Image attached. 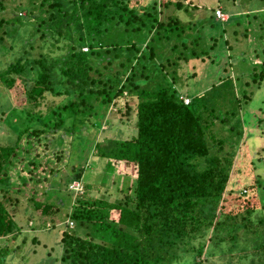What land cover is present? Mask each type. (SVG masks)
<instances>
[{"label":"trees","instance_id":"16d2710c","mask_svg":"<svg viewBox=\"0 0 264 264\" xmlns=\"http://www.w3.org/2000/svg\"><path fill=\"white\" fill-rule=\"evenodd\" d=\"M35 3H19L14 6L19 12L16 19L0 20V32L4 30L0 57L11 50L4 45V38L14 44V29L21 26H32V33L61 43L67 50L60 56L41 53L39 59L28 58L27 52L19 57L13 52L15 57L0 71V89L11 90L21 80L28 105L39 107L49 95L60 101L40 113L26 104L20 109H2L7 115L1 120L18 139L14 145L0 146V239L21 234L23 227L14 213L20 199L14 193L25 196L34 182L29 196L33 194L35 208L44 215L58 213L59 220L74 223V228L69 224L62 235V264H203L201 257L211 256L210 244L220 247L227 237L236 242L239 229H247L251 215L260 207L258 186L238 177L235 166L238 161L247 162V151L253 150L247 142L255 132L245 130L250 124L246 110L264 84V56L244 62L247 59L231 53L227 39L226 52L218 57L210 55L218 46L215 39L210 49L199 44V37L189 46L177 21L163 23L149 1L42 0L37 14ZM5 7V0H0V10ZM33 17L37 26L30 22ZM215 21L229 23L232 17ZM171 42L174 44L169 47ZM173 53H180V72L192 59L203 64L209 60L214 83L201 79L202 94L200 90L186 93L178 70L166 79L163 69L167 64L162 62ZM248 62L252 67L247 75L241 71V76H246L236 87L232 71L241 70L238 66ZM196 77L194 73L190 78ZM129 98L138 100L135 136L93 139V155L99 164L94 174L102 173V180L95 177L94 183H109L129 195L115 202L94 199L93 186L84 181V168L78 166L68 177L66 191L59 186L39 190L38 184L46 179L50 182L54 173L62 172L55 163V152L66 143L71 145L72 138L75 141L76 136L84 135L86 125L94 133L104 131L111 107ZM183 98L190 103L186 105ZM241 111L246 115L242 117ZM16 119H26L28 125L18 130ZM219 123L223 127L215 129ZM22 141L40 155V163L27 153L24 167L31 175L16 171L21 187L13 182L10 172L22 163ZM76 154L79 151L72 154L75 162ZM120 165L133 168L134 174L121 171ZM41 167L44 177L37 172ZM74 183L82 190L70 189ZM39 196L43 201H38ZM249 231L247 234L256 235L251 246L259 253L251 264H264V232L254 233L253 227ZM236 247L233 244L229 252Z\"/></svg>","mask_w":264,"mask_h":264},{"label":"rangeland","instance_id":"374dc122","mask_svg":"<svg viewBox=\"0 0 264 264\" xmlns=\"http://www.w3.org/2000/svg\"><path fill=\"white\" fill-rule=\"evenodd\" d=\"M30 0H5L6 9L0 10V20H14L16 15L19 13L14 10L15 5L19 3L28 4ZM150 5L155 6L158 10L160 16L159 20L163 23L168 24L171 21H177L178 26L180 27V34L182 39H188V45L191 46L192 42L199 37V44L206 48H211L214 43L211 41L215 39V42L218 41V46L214 49L210 55L218 57V55H223L225 51V40L229 41V46L232 48L231 53L235 54L236 57L242 58V60L247 59L244 62H247L248 59L257 60L258 57L264 56V0H148ZM144 1L143 3H147ZM34 9L35 13H38V6L42 0H35ZM137 3V0H133V4ZM218 4V7H217ZM33 5V4H32ZM141 4L136 6L141 8ZM216 7V8H215ZM221 9L226 16L230 15L232 17V22L222 23L215 21L218 20L214 16L215 11L213 9ZM25 14V12H23ZM212 19V20H211ZM214 21V22H213ZM31 23H35L37 26L36 20L34 17L30 19ZM212 24V25H210ZM120 27L125 28V25ZM31 30V31H30ZM33 27H19L14 29V33L17 36L16 41L13 42L9 37L4 38V45L10 48V52L0 57V71L6 68V62L12 60L15 56H11L13 52L19 57L27 52V57H32L39 59L41 53L50 54L53 56H60L64 54L67 50L65 45L61 43L54 42L52 39H42L40 34L32 33ZM4 30L0 32V36L4 37ZM24 32V34H22ZM147 33V30H145ZM35 35L34 38L31 36ZM153 34H151L144 46L148 44V41L151 39ZM49 38V37H48ZM181 40V39H180ZM179 40V41H180ZM161 42L166 44L167 41L162 39ZM173 42L169 47L173 46ZM87 48H85L86 50ZM170 50V49H169ZM167 50V53H169ZM180 53H173L167 61H163L162 65L167 64V68L163 69V74H167L166 79H171L172 74L177 70L180 73L178 78H181L183 83V90L186 93H195L198 90L201 92L200 82L201 79H209L211 85L214 83V73H210V65L208 63L199 62L198 59H192L190 62L184 66V70L180 72L177 62L179 61L178 56ZM12 57V58H11ZM261 59V58H260ZM158 60V59H157ZM159 63V62H158ZM168 63H172L171 65ZM160 64V63H159ZM161 65V66H162ZM241 70L232 71V80L234 85L239 87L241 85L240 79L245 78L251 69V65L248 62L241 63L239 66ZM241 71H244L246 75L241 76ZM194 73H196V78H190ZM162 79H160L161 81ZM178 85V84H176ZM203 91V90H202ZM60 98H53L49 95L45 101L39 107H33L28 105L26 102V93L24 91V85L22 81L19 80L15 87L11 90L8 88L0 89V146H11L16 144L18 135L11 131L7 123L1 120V117L6 118L7 114H4L2 111L3 108L14 107L22 108L24 104L27 105V108H30L35 113H40L41 111L46 112L50 108H53L58 104ZM23 102V103H22ZM120 105L112 106L107 119L103 122V129L99 133H94L90 130V126L86 125L82 129L84 130V135L76 136V140L71 141V145L66 143L62 150L57 153L55 156L58 169H62V172H56L53 174L50 182L46 179L45 182L38 184V189L41 188L51 189L52 187H60L62 191H66L67 180L69 176L74 175V166L84 168V181L87 184L91 183L93 188L91 189V196L94 199H106L111 202L120 200L127 195L129 192L121 191L111 184L106 185H96L94 183L95 177L97 180L101 181L102 173L97 177L94 172L97 171L99 166L97 158L94 157V145L96 142L93 140L104 139L109 137L110 139H131L136 134V106L138 104L137 98H129L128 102L121 101ZM10 109V108H9ZM132 111L128 113V110ZM247 120L250 124L245 127V130H250L255 132V136L252 141L248 139V146L250 149L253 145L252 152L247 151V162L241 163L237 162L235 166V171L238 174V177H241L250 183H256L258 186L257 198L260 203V207L251 215L250 222L247 223V229L240 228L238 234V240L231 241L227 237L226 241L221 244L220 247L215 244H210L209 252L211 256L206 254L201 257V263L203 264H251L254 260L257 259L259 253L254 251V248L251 246L254 243V237L256 235L247 234L250 228L253 227L254 233L264 232V84L256 94V96L251 101L249 107L247 108ZM246 114L241 111V116ZM26 119L15 120L14 125L19 127L18 130L24 128L26 124ZM223 127L222 124H218L219 129ZM68 140V139H67ZM70 140V139H69ZM78 140V141H77ZM244 140L237 147V154L243 148ZM20 147L22 156L20 159L22 163H17L16 169L11 171L10 174L13 177V182L19 184L16 171L20 170L22 175L30 176L28 171H25V164L27 162L28 152L32 153V158H36L38 163H40L37 153L34 148L22 141ZM228 149V148H227ZM32 150V151H30ZM79 151L77 155V162L75 156L72 157V154ZM54 161L53 158L48 157ZM46 159H42L44 162ZM75 162V163H74ZM121 171L126 173L134 174V169L125 168V166L120 165ZM40 172L44 177L46 172L43 167L38 169L37 172ZM103 172V171H102ZM131 174V175H132ZM59 175V177H58ZM59 180V182H58ZM18 181V182H17ZM59 183V184H58ZM27 187V193L25 196H20L14 193V197H19L20 204L14 209L16 213V219L19 221V224L23 227L21 234L16 236V238L11 237L10 239L2 238L0 239V259H5L4 263L0 261V264H62L61 257L63 252L62 246V235L63 232L67 230L69 225L68 221L63 219H58V215L51 213L44 215L41 213V210H37L32 202V195L29 196L32 186ZM259 184V185H258ZM80 184L74 183L70 186V189L76 191H81L82 187L78 186ZM19 186H21L19 184ZM125 186V185H124ZM15 187H18L15 186ZM14 187V188H15ZM22 187V186H21ZM245 192V191H244ZM69 197V195H68ZM38 200V198H37ZM38 201H43L40 198ZM258 203V202H257ZM237 206H239L237 204ZM236 207L235 205L233 206ZM230 208H226V211H229ZM56 209H54L55 211ZM34 217V221H31V218ZM59 220V222H58ZM31 221V222H29ZM262 223H261V222ZM47 224H46V223ZM52 225V227L50 226ZM47 226V228H46ZM243 227V226H241ZM226 234V232H224ZM223 233V235H224ZM37 239L38 242L35 243L34 239ZM233 244H237V247L234 249L233 253H230V248ZM247 251H242L246 249ZM10 251L8 255L4 258L6 251ZM212 252L214 254H212ZM245 252H249L246 256L242 257L241 255ZM256 264V263H255Z\"/></svg>","mask_w":264,"mask_h":264},{"label":"built area","instance_id":"2783aa9c","mask_svg":"<svg viewBox=\"0 0 264 264\" xmlns=\"http://www.w3.org/2000/svg\"><path fill=\"white\" fill-rule=\"evenodd\" d=\"M215 16L218 20H221V21H227V19L229 18V15L226 16L225 13L221 9H217L215 11ZM183 99H184V102L186 105H188L190 103V99H188V98H183ZM69 224H70L69 228L73 229L74 223L71 221V222H69Z\"/></svg>","mask_w":264,"mask_h":264}]
</instances>
